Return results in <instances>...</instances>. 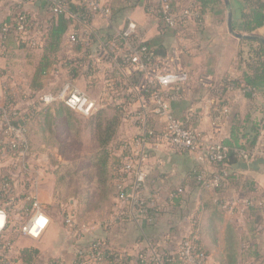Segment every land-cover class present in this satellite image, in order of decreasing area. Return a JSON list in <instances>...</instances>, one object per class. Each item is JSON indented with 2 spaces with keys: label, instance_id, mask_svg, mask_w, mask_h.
Wrapping results in <instances>:
<instances>
[{
  "label": "crops",
  "instance_id": "obj_1",
  "mask_svg": "<svg viewBox=\"0 0 264 264\" xmlns=\"http://www.w3.org/2000/svg\"><path fill=\"white\" fill-rule=\"evenodd\" d=\"M48 1L50 0H0V24L11 17L17 7L22 8L34 17H40L45 14V6ZM173 1L184 8H198L202 13L203 22L198 25L192 20L185 31L176 33V35L171 33L162 36L159 22L148 16L143 5L130 10H123V6L120 5L121 0H102L115 10L118 8L119 11L115 12L114 16L110 18L100 17L102 18L100 23L96 22L97 17L93 18L92 27L99 35L97 43L103 44V42L108 41V38L113 37L129 20L135 22L141 40L153 43L156 47H158L157 43L165 45L167 48L166 53L175 52L182 67L190 74V84L185 98L171 103V111L174 116L186 124L187 127L201 133L207 143L228 139L231 131L229 120L236 118L241 124V136H246L245 141H247L250 136L254 135L253 126L264 121V94L262 91L254 93L255 98L253 101L248 100L239 90L222 92L227 98L231 115L220 129H216L213 125V104L218 102L215 98L214 89L227 76H238L233 67L234 61L239 52L247 54L249 50L243 40L231 34L228 24L229 11L224 0ZM229 2L234 32L249 36L242 30V17L247 10V5L244 0H229ZM253 37L264 40V27L257 30ZM72 38L73 25L64 37L61 52L63 57H80L82 54L80 48L75 52V43L72 42ZM8 47L11 50L10 52L16 51L19 55H15V52L11 53L9 57L0 55V69L5 70L7 65H13L14 61L23 58L25 65L27 64L26 75L33 76L35 68L42 58V51L36 50L35 53H30L27 48L19 51L15 41H11ZM92 57L97 69L94 75L88 77L89 75H84L85 71H80L79 76L73 79L69 68L59 69L57 66V71H52L46 75L50 78H44V86L47 89L49 82H52L50 87L59 86V89L66 82H72L77 86L85 83V89L82 90L87 92L90 97L92 96V99L99 100L106 88V82L115 79L112 73L118 69V66H112L107 61L100 60L99 53L92 55ZM119 77H121L119 79L121 82L124 80L123 87L131 91L132 84L138 76L137 74H130L126 70L122 71V76ZM80 87L82 88V85ZM58 89H54L53 92ZM42 93L37 98L39 111L42 107H45L40 102V97L44 95ZM24 95L25 100L28 101H24L20 105L22 118L27 115L25 113L29 111V106L32 105L30 102L32 91L28 85L24 89ZM5 98L3 96V100L0 101V107L5 105ZM128 105L125 106V109L128 107L130 110L140 111L148 115V124L151 127L155 129L162 127L161 121L153 115L150 109L141 108L139 103L134 105L128 103ZM56 106L65 107L61 104ZM192 109L198 112V116L194 121H189L188 113ZM25 125L27 127L28 142L30 141L33 145V143H38L40 139L42 144L41 148H38L39 151L31 152V156L27 160L28 172L26 177L35 179L37 183L32 185L31 182L27 181V178L23 185H18L17 180L13 183L19 198L18 201H20L18 210L21 212L22 219H25L21 209L28 205L26 201L28 196L34 195L40 204L45 207L49 225L47 230L37 239L24 236L28 239L24 238L22 243L27 245L22 247L19 246L22 236L19 237L18 235L8 253L14 262L23 264L18 259L21 251L33 248L38 250L41 255L39 264H47L48 261H58L60 264H76L77 252L80 249H87L93 240L98 239L105 240L112 247L126 252L132 258H135L138 252L152 240L166 239V242L163 243L164 248L174 250L178 240L192 229L191 219L193 218L199 222L198 235L201 245L209 255L208 264H252L257 252H264V226H261L258 232H252V223L246 215L241 211L233 214L223 212L224 210L218 207L220 197L214 189L203 188L191 179V175L195 171H199L209 178L214 176L217 171L215 166L198 163L189 154H175L165 148L154 149L151 152L150 159L145 164L147 180L143 195L154 200L156 205L167 207L169 204L173 205L174 203L169 201V195L180 192L182 203L177 207H169L167 213L162 214L155 221V225L147 221H142L139 224L130 220L117 222L118 204L116 197L109 200L100 198L89 176H86L88 179L86 183L83 182V185L79 187H74V181H72L66 186V189L59 188L58 167L70 163L61 162L62 157H60L57 149L54 151V160L60 162H54V165H51L49 155L45 154V146L50 138L57 141L61 136H53L49 132L39 130L35 127L36 125L28 123V119ZM141 132L140 122H124V119H122L117 142L137 136ZM230 169L236 176V182L232 184L228 196L238 198L242 188L249 182H253L264 194V159L250 163L238 162L236 165L233 164ZM51 175L52 177H49ZM85 188H89L90 192L95 193L96 196L93 197L95 198L94 205L89 204L87 192L80 193V190ZM154 193L159 194L154 195ZM96 201L99 203L100 209H97L98 204H96ZM105 201L110 202L104 204ZM65 202L70 206H75L72 208V212L66 213L75 214L78 225L87 228V232L82 234L81 238H76L74 233L65 227L64 222L57 215L50 216L48 212L49 206L56 204L62 210L61 206ZM88 211L92 212L93 215H91L92 213L88 214ZM229 228L231 229V238L236 245L233 251V261L230 259L233 256H230V247L227 245L226 239ZM9 235L12 234L9 233Z\"/></svg>",
  "mask_w": 264,
  "mask_h": 264
},
{
  "label": "built area",
  "instance_id": "obj_2",
  "mask_svg": "<svg viewBox=\"0 0 264 264\" xmlns=\"http://www.w3.org/2000/svg\"><path fill=\"white\" fill-rule=\"evenodd\" d=\"M72 2H76V0H72ZM84 4L92 18H110L112 16L111 5L105 4L102 0H84ZM142 5L148 16L154 19L161 17L172 29L188 26L192 20H199L200 24L203 22L202 13L198 8L174 9L171 0H142ZM52 11L54 14H60L63 7L57 6ZM24 13L21 8L12 24L3 27L2 34L4 36L13 34L30 48L40 50L46 42L43 30L39 26L32 27ZM79 16L81 15L74 16L72 42L81 41L92 44L95 31L85 19L81 21ZM138 38L137 25L129 20L117 31L116 38L109 48H101L99 58L112 66H118V69L120 64H126L130 74L139 76L137 83L132 86L131 91L129 90L128 103L131 105L139 103L141 108L150 109L162 124L160 129H155L148 124V115L127 107L124 122H140L142 132L132 138L120 140L118 146L113 149V156L120 162L115 181L118 204L116 221L130 220L136 224L147 221L151 224L153 217L150 211L165 208L156 205L154 200L143 195L147 180L145 164L154 149L165 148L175 154H189L198 163L210 165L224 163L228 158L229 149L223 145V141L205 142L201 133L187 127L174 116L171 111V103L185 98L190 84V74L182 67L175 52L158 59L155 63L147 62L145 60L147 48L135 44ZM124 96L125 92L117 88L114 79L106 82V88L99 100L92 99L87 92L74 83L66 82L56 92L42 95L40 102L43 106L61 104L72 112L89 118L102 108L122 105ZM213 105V125L216 129H220L230 118L231 109L227 103L223 102H216ZM197 116L198 112L195 109L188 113L189 121H194ZM25 122L26 119L22 118L17 111L10 112L5 105L0 107V161L9 159L20 161L24 167L22 176L34 185L37 183L36 180L26 177L27 160L31 156V151ZM234 152L240 161L246 163L264 159V121L261 122L255 146L249 149H235ZM11 176L13 174L4 173L6 180L4 188L6 190L13 188L10 179L13 183L17 180V178L13 180ZM195 179L210 189L219 187L221 181L218 175L210 179L200 174L196 175ZM156 197L158 198V196ZM168 198L169 201H172L173 194ZM9 200L15 201L13 197ZM26 201L31 204V207H22L24 211L21 209L22 215L25 216V225L20 228V233L37 239L47 230L49 218L45 207L40 204L36 196L30 195ZM19 203L20 201H17L16 205L19 206ZM11 204L13 203L6 202L0 207V264H16L8 253L5 254L6 246L2 241L11 224L10 209H8ZM248 204L247 201L232 198L222 204L221 209L233 214L245 210ZM191 222L192 229L178 240L174 250L164 248L163 243L166 242V239H163L149 242L135 258L101 242H94L89 252L79 251V253L89 260L84 264L101 262L105 257L104 253L109 250L114 264H165L166 262L208 264L209 255L197 244L198 237L195 226L198 225V220L193 218ZM65 224L76 238H81L82 234L87 232V228L78 225L73 213L66 214ZM8 245V249L11 250L12 246Z\"/></svg>",
  "mask_w": 264,
  "mask_h": 264
},
{
  "label": "trees",
  "instance_id": "obj_3",
  "mask_svg": "<svg viewBox=\"0 0 264 264\" xmlns=\"http://www.w3.org/2000/svg\"><path fill=\"white\" fill-rule=\"evenodd\" d=\"M171 2L174 9L183 8L177 2L173 0H171ZM244 2L247 5V10L242 17V30L245 34L253 37L255 36L257 30L264 27V0H244ZM120 5L123 6V8L121 7L123 10H130L142 5V0H121ZM57 6L63 7V11L60 14H54L52 11ZM19 10H21V8L17 7L12 13L11 17L0 24V55L4 57H9L11 53H16V51L10 52L11 50L8 46L11 41H15L19 51L24 48L32 49L27 46L26 43L19 41V39L13 34L6 36L2 34L3 27L5 25L12 24ZM117 11H119L118 8L115 10L112 7L111 17H113ZM24 12V15L30 22L31 26H39L43 30L44 36L46 38L44 47L40 49L42 51V58L39 64L36 66L35 72L33 76H31L30 82L27 83L28 87L32 91V96L30 98L32 105L31 107L29 106V111L25 113L27 115L24 118L26 120L28 119V123L30 122L31 124H34V126L36 125L35 127L39 128V130H43V132H49L53 136H61L69 132L72 134H74V132L77 133V130L74 129L71 124V120H73L75 115H78L77 113L72 112L66 107L56 106L58 104H55L56 108H54L55 106L52 107L53 105H51L42 107L40 111L38 110L40 107L37 108V98L46 88L44 86V78H50V76L46 75L52 71H57V66L59 69L69 68L73 79L79 76L80 71H85L84 75H89L88 77L94 75L97 69L92 55L100 53L102 47L109 48L110 44H112L113 40L116 38V34L113 35V37H109L108 41L103 42V44H99L97 43L99 35L94 30L95 36H93L94 42L92 44L82 43L81 41L73 42L75 43V52H77L79 48L82 50L80 57H63L61 52L64 43V37L67 34L69 28L75 23L74 16L81 15L79 16L81 17V21L85 19L88 24L92 26L91 23L93 18L87 10L84 0H76V2H72V0H50L45 6V14L40 17H34L27 11ZM156 20L159 22L162 36H167V34L171 33L176 35V33L185 31L188 28V26H179L177 29H172L166 25L161 17L156 18ZM194 21L196 24H200L199 20H193V22ZM243 43L246 44L249 50L247 54L239 52L234 61L233 67L235 72L238 73V76H227L223 79L221 84L214 89L215 98L218 102L227 103V98L222 92H226V90L231 88H233V90L244 92V96L250 101L254 100V93H259L262 91L264 94V44L257 39L243 40ZM135 44H139L141 47L147 48V52L145 54V60L147 62L155 63L158 59L168 55L166 53L167 48L163 44L157 43L158 47H156L153 43L143 40L141 41L139 38L135 41ZM126 70L127 65L120 64L119 69H116L112 73V76L116 79L114 80L116 81L117 87L125 92V96L123 97L125 103L119 106H110L106 109H100L96 114L87 118V125L94 133L93 139L97 146V150L94 153L79 157L75 164L70 163L65 166L60 165L57 170L59 188L62 187L66 189V186L70 184V182L89 176L91 183L93 186H95L97 195L100 198L103 200H109L112 197H117L115 181L117 178L120 162L113 157V149L118 146V131L122 119H124L125 106L128 105L129 99V90H127L126 87H123L124 80L123 82L119 80L121 78L119 76H122V71ZM138 78L139 76L137 77V80L134 81L132 86L137 83ZM39 92L41 93L39 94ZM5 97V106L10 112L17 111L18 113H21V103L28 101L25 100L24 89H20L18 91L7 90ZM110 113H112L113 117H108ZM229 122L231 124L230 136L228 139L223 141V145L229 149L228 158L224 163L213 164L217 171L214 176L210 177V179H212L218 175L221 179L219 187L214 189V191L220 197L218 199V207L220 209L222 204H224L227 200L234 198L233 196H228L229 191L232 189V184L236 182V176L234 173H232L230 167L233 164L236 165L238 162H242L239 160L234 150L249 149L255 146L262 121L253 126L252 130L254 135L250 136L247 141H245L246 136H241L240 122L236 118H231ZM241 141H243V143H241ZM28 143L29 146H33L30 141ZM82 163H85V165ZM200 174L201 173L199 171H195V173L191 175V179H193L196 184L206 188L203 183L197 182L195 179V176ZM156 194L158 195L159 193H154V195ZM172 194L174 196L172 200V203L174 202L173 205L169 204L165 208L150 211L153 217V225L156 224L155 221L162 214L167 213V209H169V207H177L180 205V203H182L183 200L180 198V192H174ZM12 197L15 200H19L17 193L13 190V188L6 190L3 184V186L0 188V198L5 199L7 202V200L11 199ZM238 198L241 201H247L249 203L247 208L241 212L251 221V231L258 232L260 227L264 226V194L253 182H249L244 186V188H242ZM30 207L31 204L28 203L26 208ZM20 228L21 227H17V225L12 226L10 224L7 232L4 234L2 241L3 245L6 246L5 254L9 253L8 244L12 246L16 241L19 235L18 233H20ZM195 232L197 233L198 237L197 244L201 249L204 250L198 235L199 222L198 225L195 226ZM9 233L12 235L10 236ZM230 238L231 229L229 228L227 230L226 239L227 245L230 247V256H233V258H230L229 255L228 256L233 261V251L236 245L235 241L232 240V238L230 240ZM94 242H101L106 246L112 247L105 240L98 239L93 240L87 249H80L79 251L89 252L90 247ZM79 251L77 252L76 264L88 263L89 260L85 258V256L80 255ZM110 252V250L105 252L104 259L96 264H114L113 257L110 255ZM40 257L41 255L39 251L32 248L21 251L18 259L22 261L23 264H39ZM47 264L60 263L58 261H48ZM165 264L180 263L166 262ZM252 264H264V252H257Z\"/></svg>",
  "mask_w": 264,
  "mask_h": 264
},
{
  "label": "rangeland",
  "instance_id": "obj_4",
  "mask_svg": "<svg viewBox=\"0 0 264 264\" xmlns=\"http://www.w3.org/2000/svg\"><path fill=\"white\" fill-rule=\"evenodd\" d=\"M5 6V5H2ZM7 7V6H5ZM101 22L102 18L97 17L96 22ZM36 50L33 49H29L30 53H35ZM26 52V51H25ZM15 55H19V53H14ZM25 56V55H24ZM0 101L3 100V96L6 95V91L7 90H11V91H18L20 89H26L27 87V83L30 82L31 80V76H27L25 72H27V64L25 65L23 58L18 59L17 61H14L13 65H7L6 69H0ZM5 72V73H4ZM25 73V74H24ZM50 84L52 82H49ZM50 84L48 85V88L44 90V92L42 94H47V93H51L54 91V89H58L59 86L56 87H50ZM82 85V88L80 87ZM79 85L78 87H80L81 89H85V83ZM77 86V85H76ZM97 88V87H96ZM92 97V96H91ZM108 117H113L112 113H110L108 115ZM72 121V126L74 129L77 130V133L74 132V134L72 133H65L63 135H61L60 139H57V141H54V138H50V141L47 143L46 147V153L47 155H49V158L51 159V165H54V155L57 149L59 150L60 153V157H62V161L61 162H69L72 164H75V162L78 160L79 157L81 156H85L88 155L90 153H94L97 150V146L94 142V133L91 131V129L88 127L87 125V121L88 119L85 117H82L80 115H75L73 117ZM1 127V125H0ZM75 131V130H74ZM34 140H36V138H34ZM43 141V140H42ZM41 140L39 139L38 143L34 144L33 146H29L31 149V152H35V151H39L38 148H41ZM56 162H60L58 160H56ZM55 162V163H56ZM83 165H85V163H82ZM23 164H21L20 161H12V160H5V161H0V188L3 186V184H5V178H4V173L7 172V174H13V176H11L14 179L17 178L16 183L22 184L25 183V178L22 176V169H23ZM51 170V169H50ZM49 175V174H48ZM49 177H52L49 176ZM53 179V178H52ZM51 180V179H50ZM88 179L86 177L80 178L76 181L73 182V186L74 187H79L80 185H83V182L86 183ZM10 182L12 184L13 190L15 191V188L13 186V181L10 179ZM84 183V184H85ZM86 187V185H85ZM81 192H87V197L89 200V204L90 205H94L95 202V193L90 192L89 188H85L80 190ZM75 197V196H74ZM18 200H7L8 203H13L11 205H9L8 209H10V216H11V225L15 226L17 225V227H23L25 225V219H22L21 217V213L18 210V206L17 204ZM77 202V201H76ZM97 202V201H96ZM110 201H105L103 202L104 204H109ZM4 204H6L5 199H1L0 198V207H2ZM96 204H98V208L100 209V205L97 202ZM89 205V206H90ZM63 209L60 210L59 207L56 205H50L48 208V212L50 214V216L52 215H57L59 217L60 220H62V222H64V225L66 227L65 224V219H66V212H72V208L75 206H70L67 202H65V204H62L61 206ZM60 207V208H61ZM97 207V206H96ZM90 209L92 207H89ZM52 212V213H51ZM90 213V211H88ZM93 215V213L91 214ZM19 237L22 236L21 240H20V247L27 245V244H23V239H28L26 237H24L25 235H23L22 233H18ZM205 252L207 253V251L205 250ZM208 254V253H207ZM18 264V263H16Z\"/></svg>",
  "mask_w": 264,
  "mask_h": 264
},
{
  "label": "water",
  "instance_id": "obj_5",
  "mask_svg": "<svg viewBox=\"0 0 264 264\" xmlns=\"http://www.w3.org/2000/svg\"><path fill=\"white\" fill-rule=\"evenodd\" d=\"M224 2H225V5H226V8L229 11L228 24H229V30H230L231 34H233L236 38H238L240 40L257 39V40L261 41L264 44V40H262L260 38H256V37H252V36H246V35H242V34H236L234 32V30L232 28V14H231V11H230V2H229V0H224Z\"/></svg>",
  "mask_w": 264,
  "mask_h": 264
},
{
  "label": "bare ground",
  "instance_id": "obj_6",
  "mask_svg": "<svg viewBox=\"0 0 264 264\" xmlns=\"http://www.w3.org/2000/svg\"><path fill=\"white\" fill-rule=\"evenodd\" d=\"M34 232V231H33ZM35 233V232H34Z\"/></svg>",
  "mask_w": 264,
  "mask_h": 264
}]
</instances>
